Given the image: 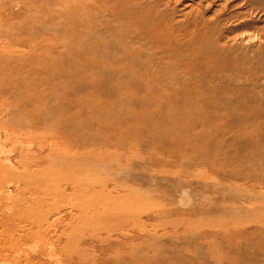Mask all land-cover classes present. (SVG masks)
<instances>
[{
  "label": "rangeland",
  "instance_id": "obj_1",
  "mask_svg": "<svg viewBox=\"0 0 264 264\" xmlns=\"http://www.w3.org/2000/svg\"><path fill=\"white\" fill-rule=\"evenodd\" d=\"M0 2V264H264V0Z\"/></svg>",
  "mask_w": 264,
  "mask_h": 264
},
{
  "label": "bare ground",
  "instance_id": "obj_2",
  "mask_svg": "<svg viewBox=\"0 0 264 264\" xmlns=\"http://www.w3.org/2000/svg\"><path fill=\"white\" fill-rule=\"evenodd\" d=\"M2 3H4V1H3ZM2 3L0 2L1 5H2ZM7 169H8V168H7ZM8 175H10V174H8ZM2 176H3V175H1V177H2ZM5 176H6V175H5ZM8 181H9V180H8ZM9 183H10V182H9ZM11 184H12V183H11ZM7 196H8V195H7ZM23 198H24V197H23ZM5 199H6V198H5ZM20 199H22V198H20ZM23 200H24V199H23ZM17 201H18V200H17ZM17 201H15V202H17ZM21 201H22V200H20V202H21ZM24 201H25V200H24ZM24 201H23V203H24ZM35 201H36V199H35ZM18 202H19V201H18ZM18 202H17V204H19ZM30 202H31V201H30ZM30 202H29V203H30ZM6 203H7V202H6ZM35 203H36V202H35ZM7 204H8V203H7ZM12 204H13V203H12ZM36 204H37V203H36ZM14 205H15V204H14ZM21 205H22V204H21ZM39 205H41V204H39ZM43 206H44V204H43ZM5 207H6V206H5ZM23 207H24V206H23ZM36 208H37V207H36ZM29 209H30V207H29ZM32 209H33V208H32ZM39 209H40V207H39ZM8 210H9V209H8ZM11 211H12V210H11ZM16 211H17V210H16ZM19 211H20V210H19ZM17 212H18V211H17ZM33 212H34V211H33ZM11 213H12V212H11ZM18 213H19V212H18ZM19 214H20V213H19ZM22 214H23V213H22ZM9 215H10V214H8V215H6V216H4V217H8ZM1 216H2V215H1ZM18 216H19V215H18ZM18 216H17V217H18ZM10 217H12V215H11ZM19 217H20V216H19ZM19 217H18V218H19ZM14 218H15V217H14ZM5 219H6V218H5ZM5 219L3 220V217H2V218H0V221H2V220L5 221ZM7 219H8V218H7ZM10 219H11V218H10ZM24 219H26V218H24ZM11 220H12V219H11ZM14 220H15V219H14ZM14 220H13V221H14ZM18 220H19V219H18ZM3 221H2V222H3ZM22 221H23V220H22ZM27 222H28V221H27ZM37 223H38V222H37ZM4 224H5V223H4ZM8 224H9V223H8ZM22 224H23V223H22ZM29 224H31V223H29ZM11 225H12V224H11ZM6 226H7V231H9V230L11 229L10 226L5 225V227H6ZM13 226H14V225H13ZM22 226H23V225H22ZM30 226H31V225H30ZM40 226H41V225H40ZM37 227H38V224H37ZM16 228H17V227H16ZM29 228H30V227H29ZM4 229H5V228H4ZM17 229H19V228H17ZM17 229H16V230H17ZM20 229H21V228H20ZM22 229H23V227H22ZM25 229H26V228H25ZM0 230H1V232H0V240H2L1 238H2V236H4L5 234H4V232H2V229H1V228H0ZM38 230H39V228H38ZM5 231H6V230H5ZM25 231H26V230H25ZM28 232H30V231H28ZM30 233H31V232H30ZM23 234H24V233H23ZM8 235H9L11 238L14 236V234H12V233H8ZM16 235H17V234H16ZM16 235H15V236H16ZM20 235H21V234H20ZM24 235H25V234H24ZM21 236H22V235H21ZM4 237H6V235H5ZM7 237H8V236H7ZM32 237H33V236H32ZM34 238H35V237H34ZM18 239H19V236H18ZM18 239H17V240H18ZM38 240H39V239H38ZM16 243H17V242H16ZM16 243H15V244H16ZM10 244H11V243H10ZM15 244H14V245H15ZM17 244L19 245V243H17ZM20 245H21V243H20ZM41 246H42V245H41ZM8 247H9V246H8ZM27 247H28V245H27ZM22 248H23V247H22ZM28 248H29V247H28ZM28 248H27V250H29ZM8 249H9V248H8ZM10 249L14 252V251H15V246H14V247H10ZM16 250H17V249H16ZM19 250H21V249H19ZM24 250H25V249H24ZM7 251H8V250H7ZM22 251H23V250H21L20 254L22 253ZM25 251H26V250H25ZM25 251H24V252H25ZM36 251H37V250H36ZM15 252H16V251H15ZM24 252H23V253H24ZM26 252H27V251H26ZM38 252H39V251H38ZM17 254H18V253H17ZM12 255H13V254H12ZM25 255H26V253H25ZM22 256H23V255H22ZM12 257H13V256H12ZM12 257H11V258H12ZM13 258H15V257H13ZM12 260H13V259H12ZM7 261H8V260H7ZM25 262H26V261H25ZM17 263H18V262H17ZM22 263H23V262H22ZM6 264H7V263H6ZM24 264H25V263H24Z\"/></svg>",
  "mask_w": 264,
  "mask_h": 264
}]
</instances>
